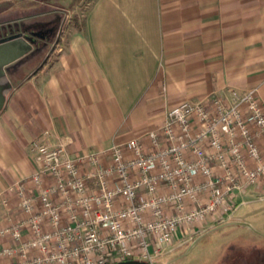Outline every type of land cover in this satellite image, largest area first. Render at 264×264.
<instances>
[{"label":"built area","instance_id":"2783aa9c","mask_svg":"<svg viewBox=\"0 0 264 264\" xmlns=\"http://www.w3.org/2000/svg\"><path fill=\"white\" fill-rule=\"evenodd\" d=\"M31 145L37 168L3 192L0 264H155L179 230L225 221L248 189L264 192L255 88L181 101L103 153Z\"/></svg>","mask_w":264,"mask_h":264},{"label":"crops","instance_id":"0c3cea01","mask_svg":"<svg viewBox=\"0 0 264 264\" xmlns=\"http://www.w3.org/2000/svg\"><path fill=\"white\" fill-rule=\"evenodd\" d=\"M87 2L54 58L22 78L0 111V223L5 188L37 168L32 142L103 153L159 127L184 100L255 88L264 105V0ZM215 223L179 230L156 264Z\"/></svg>","mask_w":264,"mask_h":264},{"label":"rangeland","instance_id":"374dc122","mask_svg":"<svg viewBox=\"0 0 264 264\" xmlns=\"http://www.w3.org/2000/svg\"><path fill=\"white\" fill-rule=\"evenodd\" d=\"M0 1L3 2L0 4V34H3L4 29L13 32L23 26L37 30L41 21L56 23L53 35L43 42L41 52L28 60L26 57L20 58L5 67L7 74L2 80L11 83V88L4 91L7 97L22 78L32 73L44 56L47 57L45 63L54 58L63 43L67 28L82 22L81 11L88 0ZM7 4L9 6L2 7ZM17 17L21 20H13ZM3 19L6 21L2 22ZM248 190L246 194L250 200L237 205L233 219L229 218L231 220L224 224L220 221L209 226L202 234L182 243L177 252L160 256L161 264H264V198H257L264 196V192L260 187ZM254 195L256 198H252ZM233 251H241L249 261L240 257L242 255L233 259Z\"/></svg>","mask_w":264,"mask_h":264},{"label":"water","instance_id":"95a60500","mask_svg":"<svg viewBox=\"0 0 264 264\" xmlns=\"http://www.w3.org/2000/svg\"><path fill=\"white\" fill-rule=\"evenodd\" d=\"M31 48V42L25 37L21 36L20 33H14L0 37V111L3 109L7 99L4 91H7L9 88H11V83L9 80H2V78L7 74L5 67L10 63L22 58L31 50ZM36 71L37 69L33 70L32 74ZM136 262L138 261H132L128 263ZM141 263L144 264L143 262Z\"/></svg>","mask_w":264,"mask_h":264},{"label":"flooded vegetation","instance_id":"af4514ba","mask_svg":"<svg viewBox=\"0 0 264 264\" xmlns=\"http://www.w3.org/2000/svg\"><path fill=\"white\" fill-rule=\"evenodd\" d=\"M19 19L21 20V18L17 17L14 20L18 21ZM39 25H40V28L37 30H35V29L33 30L32 28H29L27 26H23L20 29L13 31V32L4 29V31L2 30L3 34H0V37L10 35V34H14V33H20L21 36H23L27 40H29L32 44V48L26 55L23 56L24 58L26 57V60H28L31 56H34L36 53H39L43 50L42 49L43 48V46H42L43 42L47 41L46 39H48L50 36L53 35L54 29L56 27V23L48 22V21H43V22L41 21V23ZM23 57L21 59H23ZM46 61H47V57L44 56V58L42 59L40 64L37 65L33 70L37 69V71H38L39 68H41L44 64H46L45 63ZM42 62H43V64L41 65ZM13 72H16V70Z\"/></svg>","mask_w":264,"mask_h":264},{"label":"trees","instance_id":"16d2710c","mask_svg":"<svg viewBox=\"0 0 264 264\" xmlns=\"http://www.w3.org/2000/svg\"><path fill=\"white\" fill-rule=\"evenodd\" d=\"M0 4H3V2L0 1ZM30 4H31V3H30ZM32 4H33V3H32ZM4 6L7 7V6H9V4H7V5H3L2 7L4 8ZM0 9H1V8H0ZM13 20H14V19H13ZM4 21H6V19H5V20H4V19L2 20V22H4ZM40 69H41V68H39V70H40ZM39 70H38V71H39ZM38 71H37V72H38ZM136 263H137V264H142L141 262H136ZM118 264H119V263H118ZM120 264H129V263H120Z\"/></svg>","mask_w":264,"mask_h":264}]
</instances>
